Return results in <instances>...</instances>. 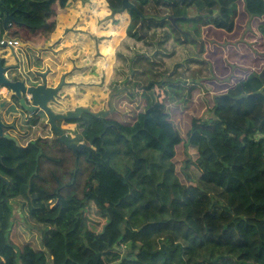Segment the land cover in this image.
I'll list each match as a JSON object with an SVG mask.
<instances>
[{"label":"trees","instance_id":"16d2710c","mask_svg":"<svg viewBox=\"0 0 264 264\" xmlns=\"http://www.w3.org/2000/svg\"><path fill=\"white\" fill-rule=\"evenodd\" d=\"M69 1L77 0H0V41L7 31L33 45L40 31H53ZM104 1L111 13L129 16L108 86L114 112L123 93L133 101L124 120L82 114L65 121L81 129L90 155L72 152L57 138L26 145L0 140V175L8 180L2 193L0 180V264H264V216L255 215L264 212V65L214 94L212 117H192L186 135L167 120L172 136L151 113L164 112L167 98H191L201 75L190 64L202 62V28L231 31L239 0H129L134 8L124 11L122 0ZM243 2L250 16L263 20L258 27L264 33V0ZM138 41L154 54L134 55L129 46ZM167 42L173 49L160 69L157 48L166 50ZM108 128L145 170L134 184L118 179L117 192L94 178L96 164L105 159ZM204 140L208 155L202 159L198 148ZM181 142L197 154L193 161L202 171L189 168L191 156L177 163ZM251 162L256 173L249 179L242 174ZM90 200L105 218L98 232L88 225Z\"/></svg>","mask_w":264,"mask_h":264},{"label":"rangeland","instance_id":"374dc122","mask_svg":"<svg viewBox=\"0 0 264 264\" xmlns=\"http://www.w3.org/2000/svg\"><path fill=\"white\" fill-rule=\"evenodd\" d=\"M237 9L238 15L231 31L216 29L213 26L202 28L201 39L205 48L204 53L200 55L201 57L199 56L202 62L190 64L191 70H200L201 75L198 77L199 85L192 92L191 98L181 103H172L167 98V107L164 112H160L157 108L151 110L156 123L165 127L169 134L172 133V136L173 130L168 121L172 122L173 128L179 135H186L192 117H212L211 99L214 94L225 92L227 88L241 78L250 72L259 71L264 65V33L258 27L263 20L250 16L244 9L243 0L237 2ZM128 18L129 16L125 12L111 13L104 0H91L85 4L77 0L69 2L65 9L59 10L52 32L37 29L40 32L36 35L38 46L35 47L40 48L45 46V43L49 44L50 51L48 52L53 59V67L57 68L58 65L61 72H65L62 75L64 80H74L73 83L68 81L62 88L59 96L62 104L53 106L59 113H64L67 109L71 110L80 105L88 107L93 112L107 110L108 86L111 78H113V66L116 62L115 53L125 37L124 29ZM25 35L28 36L27 33ZM62 38L65 39L63 43L61 42ZM22 39L24 38L22 37ZM164 46L166 50L159 46L157 48V61L160 63V69L165 66L161 63L167 61V53L173 49V45L169 42ZM129 47L131 51L135 52L134 55L140 53L153 55L155 52L152 46L145 45L140 41ZM3 51V49L0 50L1 57L6 54ZM35 52L38 51L34 49L31 54L34 55ZM192 54L194 55V51ZM8 58H5L6 62L9 60ZM12 60V65L15 66L16 70L10 72L9 76L12 75L13 78H17L20 76L17 69H21L22 66L18 59L12 58ZM58 72H54L53 76L51 75L50 81L53 84L57 82ZM186 84L187 86L192 85L189 79L186 80ZM1 92L4 93V91ZM183 97L186 98V95L184 94ZM117 101L118 111L114 112L113 109L109 113V118L124 120L122 115L126 111L125 106L133 100L123 93ZM114 103L116 104V98ZM56 123L61 128L67 127L62 121ZM72 129L69 127V131H67L70 137L78 134L75 125ZM49 136L51 134L48 129L42 128L39 134L42 141H50ZM33 137H36L35 134ZM206 137L212 138L208 135ZM103 142L105 147L104 160L116 170V174L107 164H104L103 160V163L98 165L94 171L95 182L103 183L112 192L120 191L117 184L118 179L134 184L135 180L139 179L145 172L143 163L134 157L127 142L119 138L112 128L107 129L103 136ZM206 146L207 143L204 140L198 148L202 159L208 155ZM176 153L178 164L186 156H191L192 161L197 156L183 142L176 147ZM235 160L236 158H232L231 162L234 163ZM195 164L196 161L189 165V168L194 173L198 170L202 171L200 168L197 169ZM88 203L90 204L87 213L88 225L91 230L98 232L105 218L99 214L93 200ZM12 208L14 217L21 222L23 218L18 209V204L13 202ZM255 215L264 216V212L256 211Z\"/></svg>","mask_w":264,"mask_h":264},{"label":"water","instance_id":"95a60500","mask_svg":"<svg viewBox=\"0 0 264 264\" xmlns=\"http://www.w3.org/2000/svg\"><path fill=\"white\" fill-rule=\"evenodd\" d=\"M126 8H134L133 5L129 2V0H122V7L120 11H124ZM12 18L11 14L6 15L3 19V27L7 28L8 21ZM2 41L0 42V50L3 49V52H6L12 58L17 59L16 52L14 47L8 46L6 41L12 39L8 35V32L5 31L2 35ZM17 42L19 48H31L29 43L22 42L19 38L13 39ZM36 50L39 47L35 48ZM5 58L0 57V89L4 88V91H7V95L0 91V140L5 139L13 142L18 145L15 138L10 136L8 133H4V129H7L8 126L2 120V110L7 108V111H11L15 108L14 100L17 102V105L20 106L23 110L28 111L29 113H34L36 110H42L46 116L48 117V123L50 125L51 131L55 134L57 140L64 144L69 150L72 152H80L85 150L88 152V155L91 153V147L85 144L80 140L79 137L68 136V133L61 127L57 125V121H74L80 118L82 114H89L94 118L103 119L108 116L110 112H112V96L108 98V107L107 110H100L97 112L91 111L88 107L78 106L73 110H68L64 113H56L49 106L48 102L56 101L55 98L57 93L62 88L64 81H62L57 88H46L45 84H39L36 86H26L24 79L21 80L15 79L9 76L10 72H13V69L16 70L13 65L4 64ZM24 94H28L30 100H26L24 98ZM10 100V101H9ZM9 127H13L9 126ZM96 164V168H97ZM95 171V170H94ZM1 180V193L4 189V186L8 185V180L0 175ZM2 195L0 194V197Z\"/></svg>","mask_w":264,"mask_h":264},{"label":"flooded vegetation","instance_id":"af4514ba","mask_svg":"<svg viewBox=\"0 0 264 264\" xmlns=\"http://www.w3.org/2000/svg\"><path fill=\"white\" fill-rule=\"evenodd\" d=\"M34 42L35 43L33 45L30 44L31 49H35L36 48L35 46H38V40L35 39ZM49 47L50 46H41L38 50H36V49L35 50L39 51V54H40V51H43V52L44 51H46V52L50 51ZM26 55H27L26 53L25 54L20 53V57L18 58L20 64H22L24 61H26V59H25ZM26 57H28V56H26ZM37 60H40V58ZM5 63L6 62H4V64ZM14 70L15 69H13V71ZM18 72H19L18 75H20V76H17V78H15V79L21 80L23 78L26 86H30V85L36 86V85L43 83V84H45L46 88H57L58 85L62 81H64V84L62 86V88H64V85L67 84V82H68V81L64 80L62 78V75H61V76L57 77L58 80H57L56 84H53V82L50 81V78H51V75L53 76L54 72H52L51 70H48V69H44L43 71H29V72H23L22 70H20V71L18 70ZM62 88L57 93V96L55 98L56 101L48 102V106L56 113H59V111L54 109L53 106H56L58 104H60V105L62 104V102L60 101V98H59L60 93L62 91ZM0 91H4V88L0 89ZM4 94L6 96L7 91H4ZM27 96H29V95L24 94V98L26 100V103L28 102ZM74 108H76V107H74ZM73 109H71V110H73ZM68 110H70V109H67L66 111H68ZM1 114H2V120L4 121L6 126H8L7 129H4V133H8L10 136L14 137L18 145L22 144V143H20L18 138H25V140H27L29 137V138H31V140H29V141L42 139L39 137V134H40V131L42 128L48 129L49 133L51 134V136H49L50 141H52L54 138H56L55 134L51 131L50 125L48 123V117L46 116V114L42 110L38 109L32 114V113H29L28 111L23 110L20 106L17 105V103H15L14 109H12L11 111H7V108H5L2 110ZM59 121H61V120H59ZM62 122L64 125L67 126L66 128H63L66 132L69 131L70 125L74 124V123H65V121H62ZM12 125H13V127H9ZM70 129L73 130L71 127H70ZM13 133L15 135H13ZM77 133L78 134L76 136H73V137H79L80 140L82 141L81 129L78 128ZM34 134L36 136L35 138L33 137ZM70 138H72V137H70ZM28 142H25V144H23V145L28 144Z\"/></svg>","mask_w":264,"mask_h":264},{"label":"crops","instance_id":"0c3cea01","mask_svg":"<svg viewBox=\"0 0 264 264\" xmlns=\"http://www.w3.org/2000/svg\"><path fill=\"white\" fill-rule=\"evenodd\" d=\"M69 2H71V1H69ZM69 2L67 3V5L69 4ZM81 3H83V2H81ZM85 3H87V2H84V4ZM64 40L65 39L62 38V41L61 42L63 43ZM45 46H50V45L45 43ZM14 50L16 52L17 59L20 57V53H22V54L23 53L24 54L26 53L27 54L26 56H28V57L25 56L26 61H24L21 64V66H22L21 69L18 68L17 71L18 70L19 71L22 70L23 72H29V71H43L44 69H48V70H51L52 72L59 71L58 72V76L64 75V73H65V72H61V70H60L61 68L58 67V65L56 66L57 68L53 67V59H52L51 55H49V53L46 52V51H44V52L43 51H40V54H39V51H38V52H35L34 55H32L31 53H33L34 49H31V48H28V47L25 48V49H21V48H19L18 44H17V47L14 48ZM7 57H9L8 58L9 60L5 64L6 65H12L13 64L12 57L9 56L8 53H6L3 56V58H7ZM38 57L40 58V60H37V59H39ZM67 80L69 82H72V83L74 82V80H72V79H67ZM74 125L76 127V130H78V126H77L76 123L71 124L70 127L71 128H74ZM13 135H15V134L13 133ZM18 140L20 141V143L25 144V142H28L29 140H31V138L28 137L27 140H25V138H18ZM246 168H247V173H245V174L243 173L242 176L248 177L249 179L254 178L255 177V173H256V171H254L255 168H256V164L254 162H251L250 164H248L246 166ZM249 170H251L252 172H248ZM196 197H200V196H197L196 195Z\"/></svg>","mask_w":264,"mask_h":264},{"label":"built area","instance_id":"2783aa9c","mask_svg":"<svg viewBox=\"0 0 264 264\" xmlns=\"http://www.w3.org/2000/svg\"><path fill=\"white\" fill-rule=\"evenodd\" d=\"M1 41H2V38H1ZM1 41H0V42H1ZM6 43H7L8 46H12V47H14V48L17 47V42L14 41L13 39H10V40L6 41ZM27 98H28V100L30 99L29 96H27ZM261 156H262V160H263V163H264V138H263L262 154H261Z\"/></svg>","mask_w":264,"mask_h":264}]
</instances>
